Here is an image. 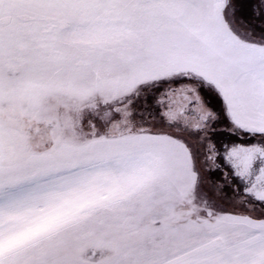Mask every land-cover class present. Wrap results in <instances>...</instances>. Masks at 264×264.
I'll list each match as a JSON object with an SVG mask.
<instances>
[{
	"label": "snow or ice",
	"instance_id": "1",
	"mask_svg": "<svg viewBox=\"0 0 264 264\" xmlns=\"http://www.w3.org/2000/svg\"><path fill=\"white\" fill-rule=\"evenodd\" d=\"M0 264H264V0H0Z\"/></svg>",
	"mask_w": 264,
	"mask_h": 264
}]
</instances>
